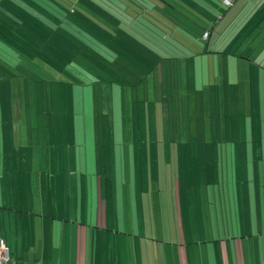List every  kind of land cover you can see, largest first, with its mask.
I'll return each mask as SVG.
<instances>
[{
  "label": "crops",
  "instance_id": "crops-1",
  "mask_svg": "<svg viewBox=\"0 0 264 264\" xmlns=\"http://www.w3.org/2000/svg\"><path fill=\"white\" fill-rule=\"evenodd\" d=\"M252 6H255L254 12L250 15ZM222 25L226 27L225 35L231 33L235 37L236 31L240 33L226 53L198 55V51L196 56L185 60L163 61L156 53L143 48L155 62L138 74L150 78L154 116L160 115L159 127L163 135L172 131L175 139V133L180 134L178 110L186 107L190 92L194 96L200 93L201 86L209 88L206 100L208 98L210 118L215 119L218 111L217 102L212 99L222 96L229 104L223 107V113L230 115L225 122V134L234 142L225 144L230 148L228 152L225 148V155L222 154L226 165H217L221 154L211 151L206 157L215 165H206V168L176 165L181 176L184 168L190 170V177L174 179L172 174L170 178L175 187L172 193L176 195L175 243L168 245L157 238L142 237L133 218L132 226L120 228L118 197L110 193V200L105 199L104 184L98 179H85L88 189L84 190L76 173L82 165H77L75 172L70 168L69 173H66V165L59 169L57 165H48L44 177L40 172L36 174L33 166L32 172L9 174L7 171L0 175V243L7 246L12 259L23 264H264V165H235L243 159L244 151L234 150V147H242L244 143L248 154L249 132L247 117L241 132L242 117L232 116V104L238 98L245 103V109L249 99L250 103L255 99L256 106L264 108V3L235 0L226 11ZM138 57L128 54L127 58ZM218 63L223 65L221 73L217 70ZM27 69L28 72L21 70L20 75L30 71L34 74L35 68ZM22 78H17V87ZM9 83L8 80L0 81V85ZM237 86L243 93H236ZM212 132L210 128L207 137L211 148L216 149ZM242 138L244 141L237 143ZM259 147L260 159L264 161V144ZM176 154L178 163L180 151ZM244 161L247 162L245 155ZM155 166L158 178L150 174L147 181L158 183V186L168 185L167 172L161 182L162 165ZM167 167L164 165V171ZM12 168L7 166L8 170ZM88 168L89 165H85L87 172ZM58 170H61L59 179L56 177ZM194 170H198L200 177H194ZM182 187L191 189L180 197ZM129 194L131 202L138 199L132 198V190ZM143 215L150 222L151 213ZM109 219L112 221L110 229ZM121 229L127 233L124 238ZM143 229L144 235L153 233L161 238L164 233L162 227L151 229L145 224Z\"/></svg>",
  "mask_w": 264,
  "mask_h": 264
},
{
  "label": "rangeland",
  "instance_id": "rangeland-1",
  "mask_svg": "<svg viewBox=\"0 0 264 264\" xmlns=\"http://www.w3.org/2000/svg\"><path fill=\"white\" fill-rule=\"evenodd\" d=\"M190 39L184 36L188 51H200L201 44H191ZM133 49L134 55L141 58L124 59L130 64H124L127 69L118 70L114 67L111 69L114 73H109L110 77L96 73L92 66L84 61V66H81L76 77L66 73L61 76L62 74L59 75L53 68L49 72L45 71V67H36L34 74H24L19 80L20 87L16 86V78L9 80L7 85H0V175L7 171L9 174L27 173L34 166V172H40L44 177L48 165H57L58 169L66 165V173H69L70 168L75 172L77 165H82V169H78L76 173L84 190L88 189L85 179H98L104 184L105 199L110 200V193H115L118 197L120 228L123 225L132 226L133 218L137 231H142L139 235L149 239L157 238V241L161 240L170 245L175 243L176 237V195L172 193V188L175 187L171 185L173 180L170 178L172 174L174 179L190 177V170L184 168L181 176L176 165H202L204 168L206 165H215L206 157L211 151L221 154L217 165H226L222 158V154L225 155V144L227 141L234 142L225 134V122L230 119V115L223 113V107L224 104H229L222 96L212 99L217 102L218 111L215 119L210 118L208 98L206 100L209 88L201 86L200 93L197 92L194 96L190 92L186 107L184 105L178 110L180 134L176 132L175 139L172 131L163 135L159 127L160 115L158 114L157 118L154 116L155 103L150 98V78L138 74L144 73L155 60L149 59L143 48L133 45ZM88 55H85V59ZM216 66L221 73L223 65L218 63ZM133 72L135 75L132 76ZM92 81L99 83L92 84ZM220 81L222 82V79ZM221 82L218 84L221 85ZM236 89L237 94L243 93L239 86ZM147 94L148 98H145ZM232 105V116L236 119L242 117L239 129L241 132L244 130L243 120L247 117L246 129L249 132L248 154L245 153L247 146L244 143L242 147H234V150L244 151L243 159L235 165H264L259 154V146L264 144V108L257 107L255 99L251 100V103L250 99L248 100L247 109L244 108L245 103L241 98L235 100ZM170 111L172 112V108ZM210 128L215 136L212 141H215L216 149L209 145L207 135ZM241 141L243 142L244 138L237 143ZM178 150L181 161L177 163ZM244 155L247 162L244 161ZM9 165L13 167L10 170L7 169ZM85 165H89L88 172ZM95 165H98L97 170ZM155 165H162L159 172L161 182L164 181V172H167L168 185L158 186V183L147 181L150 174L152 178H158ZM164 165H168L167 171H164ZM197 172L198 170H194L195 178L199 176ZM60 173L61 170L56 172L58 179L61 178L58 175ZM190 189L182 187L180 197L187 190L189 193ZM131 190L134 193L132 198H138L136 201L131 202ZM147 201L152 203L149 205L145 203ZM107 205L110 214V202ZM147 212L152 216L150 222L143 215ZM145 224L151 229L154 226L162 227L164 233L161 238L160 235L155 237L153 233L144 235ZM110 226L112 221L109 219V229ZM120 232L122 238L127 234L122 229ZM138 234L136 235L139 236Z\"/></svg>",
  "mask_w": 264,
  "mask_h": 264
},
{
  "label": "trees",
  "instance_id": "trees-1",
  "mask_svg": "<svg viewBox=\"0 0 264 264\" xmlns=\"http://www.w3.org/2000/svg\"><path fill=\"white\" fill-rule=\"evenodd\" d=\"M222 1L0 0V81L23 77L27 67L76 77L84 61L109 76L114 67L126 68L133 45L159 60L181 61L197 55L188 51L184 36L201 44L198 55L226 53L240 33L225 35L222 23L230 7ZM254 7L246 12L251 15Z\"/></svg>",
  "mask_w": 264,
  "mask_h": 264
},
{
  "label": "built area",
  "instance_id": "built-area-1",
  "mask_svg": "<svg viewBox=\"0 0 264 264\" xmlns=\"http://www.w3.org/2000/svg\"><path fill=\"white\" fill-rule=\"evenodd\" d=\"M235 0H223L222 3L225 7H232ZM202 40H207L208 33L204 32L202 35ZM0 264H23L21 262L12 259L11 254L7 246L1 242L0 243Z\"/></svg>",
  "mask_w": 264,
  "mask_h": 264
}]
</instances>
